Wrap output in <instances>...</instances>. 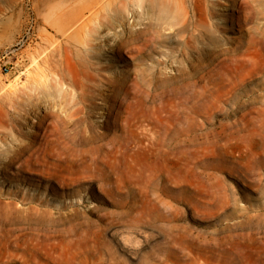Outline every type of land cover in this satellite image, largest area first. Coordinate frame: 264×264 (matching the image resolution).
<instances>
[{"label": "rangeland", "instance_id": "obj_1", "mask_svg": "<svg viewBox=\"0 0 264 264\" xmlns=\"http://www.w3.org/2000/svg\"><path fill=\"white\" fill-rule=\"evenodd\" d=\"M120 2L0 0V264H264L263 0Z\"/></svg>", "mask_w": 264, "mask_h": 264}, {"label": "bare ground", "instance_id": "obj_2", "mask_svg": "<svg viewBox=\"0 0 264 264\" xmlns=\"http://www.w3.org/2000/svg\"><path fill=\"white\" fill-rule=\"evenodd\" d=\"M86 1V0H84ZM172 2L173 0H121L120 2V9L121 11L117 10L115 11V15H121L123 18H125L127 21L129 19V16L131 18H134L136 19L140 14H143L144 13V10L145 9H156V7L160 6V4H164L165 3L167 4V2ZM175 2H181L184 6L185 4H187L185 6V10H184V13L186 14V17L188 18V20H190V29L192 31H195L199 28H208L209 27H215V22L214 21V17H213V13H211L210 9L208 8V2L209 0H174ZM168 2V3H169ZM176 2V3H177ZM264 2V0H263ZM85 3V2H84ZM181 4V5H182ZM180 5V4H179ZM182 5V6H183ZM226 7H228V3H226L225 5ZM165 7V6H164ZM163 7V8H164ZM180 7V6H179ZM118 8V6H117ZM166 8V7H165ZM112 10V9H111ZM164 10V9H163ZM147 12V11H146ZM164 12V11H163ZM183 12V11H182ZM108 13V12H107ZM183 13V14H184ZM185 14H184V17H185ZM63 15V14H62ZM141 16V15H140ZM111 17V16H110ZM100 18V17H98ZM130 18V19H131ZM76 19V18H75ZM74 19V20H75ZM222 20H225L223 18H221ZM94 23L96 22L97 19L94 18ZM132 20V19H131ZM213 20V21H212ZM102 21V20H101ZM93 22V20H92ZM105 22V21H104ZM92 23L94 26L87 24V26L85 27L86 28V32L87 34L86 35H89V37L93 38L94 37V34L96 32V30H99V28L103 27L105 24L99 22L98 24H94ZM128 23V22H127ZM132 25L133 24H136V27H137V23H131ZM124 25V24H123ZM121 26V25H120ZM134 26V25H133ZM130 27V26H129ZM132 27V26H131ZM139 27V26H138ZM109 28V27H108ZM134 28V27H133ZM185 29V28H184ZM226 29V28H225ZM109 30V29H108ZM123 30V29H122ZM136 31V29H135ZM205 31V30H204ZM209 31V30H207ZM212 31V29H211ZM103 33V32H102ZM128 34V33H127ZM126 34V35H127ZM134 36V35H133ZM191 36H194V34H192ZM51 37V36H50ZM135 37V36H134ZM133 37V38H134ZM50 39V38H49ZM107 41V40H106ZM100 42V41H99ZM96 43V42H95ZM70 44V43H69ZM100 44V43H99ZM58 45V44H57ZM71 45V44H70ZM53 47V46H52ZM56 47V46H55ZM67 49V48H66ZM56 52V51H55ZM90 54V53H89ZM50 55V54H49ZM62 55V54H61ZM46 56V55H45ZM90 56V55H89ZM62 58V57H61ZM64 59V58H63ZM63 61V60H62ZM45 63V62H44ZM71 64V63H70ZM60 67V66H59ZM63 78V77H62ZM60 80V79H59ZM63 84V83H62ZM82 108V107H81ZM84 111V110H83ZM77 112V110L75 111ZM82 115V114H81ZM80 115V116H81ZM83 118V117H82ZM61 119V118H60ZM65 121V119H64ZM62 120V123L64 122ZM85 122V121H84ZM77 123L74 121L72 126L76 125ZM81 124V123H80ZM64 126V125H63ZM88 126V125H87ZM66 127V126H65ZM69 127V126H68ZM67 127V129H68ZM90 128V127H89ZM146 128V127H145ZM69 130V129H68ZM68 130H64V133H65V137H68L69 138H73L72 134H70L68 132ZM91 130V129H90ZM89 131V130H88ZM144 131V130H143ZM146 131V130H145ZM141 132V130H140ZM31 134V133H29ZM28 135V134H27ZM64 137V138H65ZM66 139V138H65ZM71 140V139H70ZM68 141V140H66Z\"/></svg>", "mask_w": 264, "mask_h": 264}, {"label": "built area", "instance_id": "obj_3", "mask_svg": "<svg viewBox=\"0 0 264 264\" xmlns=\"http://www.w3.org/2000/svg\"><path fill=\"white\" fill-rule=\"evenodd\" d=\"M3 72L5 73V74H9L10 72H11V68L8 66V65H4L3 66Z\"/></svg>", "mask_w": 264, "mask_h": 264}]
</instances>
